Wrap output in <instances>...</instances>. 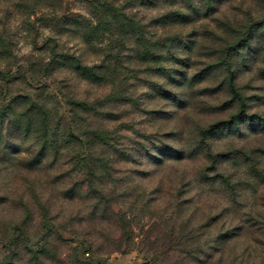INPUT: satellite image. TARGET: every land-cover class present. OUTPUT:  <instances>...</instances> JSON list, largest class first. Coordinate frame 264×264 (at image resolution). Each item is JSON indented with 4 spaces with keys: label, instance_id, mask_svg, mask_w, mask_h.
<instances>
[{
    "label": "rangeland",
    "instance_id": "obj_1",
    "mask_svg": "<svg viewBox=\"0 0 264 264\" xmlns=\"http://www.w3.org/2000/svg\"><path fill=\"white\" fill-rule=\"evenodd\" d=\"M32 1L25 0L30 8H21L16 1H0V42L4 43L0 46V103L10 97H23L46 104L51 132L60 145H65L77 157L79 166L72 185L81 184L87 189L91 176L89 166H96L90 155L98 158L104 150L97 136L103 130L118 131L127 146L130 139L126 136L131 133L125 130L126 125L154 135L148 146L150 152L159 156L154 148L162 144L159 139L182 149L191 148L200 128L206 129L234 113L235 106L229 107L233 103L228 102L235 101L234 94L244 99L247 112L264 118V0H223L215 12L196 17L190 25H179L163 16L164 12L176 10L181 0H54V3L42 0L31 7L35 2ZM101 1H108L120 10L121 18L125 14L143 24L144 35L150 41L177 31L192 32L190 60L183 69L190 75L202 70L203 73L191 82L190 77L185 80L178 75L180 84H166L165 97L137 80H130L126 87L136 100L132 106L106 97L112 89L110 83L91 84L66 68L52 66L49 49L52 46H57L56 51L80 58L83 64L92 65L106 60L109 51H117L118 42H122L124 65H131L135 71L146 70V64L129 61L134 42L122 41L114 27L106 26L108 30L90 45L58 22L61 16L74 15L96 24L93 5ZM249 29L259 38L254 39L253 49L247 52V61L233 50L228 51L236 74L230 85L224 81L226 72L218 59L225 54L228 43L243 42ZM146 73L147 70L139 73V77L149 78ZM151 77L155 82L164 83L156 75ZM117 80L115 87L119 84ZM232 89L234 92L230 94ZM72 99L93 104L95 109L90 112L77 109L79 117L75 118ZM242 127L238 134L208 138L211 147L206 156L201 153L183 161L172 159L160 164L144 152L135 153L131 162H116L118 168L128 171L114 177L121 179L93 184L124 220L121 231L114 228L99 231L91 223L85 231L84 224L78 222L84 211L77 220L63 217L67 208L76 211L81 203L79 208L83 210L95 200L87 198V201L83 196L76 200L78 205L73 202L67 206L53 199L51 187L49 192L40 189L43 201L53 209L50 217L54 220L44 227L43 221L36 219L28 238L24 239L11 229L0 231V260L12 254L15 240H24L32 249L47 245L52 258L46 259L45 264H186L185 252L191 246L177 241L178 227L213 217L211 233L229 222L234 233L239 226L243 227V234L228 243L227 253L237 249L242 254L246 249L245 263L264 264V231L258 224L240 222L246 212L256 219L264 218V182L260 181L264 175L262 179L254 175V171L264 169V155L252 151L258 148L263 152L264 130H251L246 124ZM205 168H208L204 174L206 184H201L196 178ZM216 168L222 176L212 185L209 179ZM63 185L56 187L60 190ZM12 217L11 212L6 218ZM83 232L90 233L95 244L86 243ZM113 244L121 246L114 248ZM98 245L109 247L98 248Z\"/></svg>",
    "mask_w": 264,
    "mask_h": 264
},
{
    "label": "trees",
    "instance_id": "obj_2",
    "mask_svg": "<svg viewBox=\"0 0 264 264\" xmlns=\"http://www.w3.org/2000/svg\"><path fill=\"white\" fill-rule=\"evenodd\" d=\"M0 1H16L21 8H28L29 6L25 0ZM33 1L31 7L38 3L37 1L42 0ZM48 1L54 3V0ZM192 1H178L179 5L177 6L179 7L171 13L166 14L164 12V18L169 21H176L175 23L179 25H190L196 20V17L215 12L217 5L223 2V0H200L202 3L199 2L196 5ZM93 8L96 9L93 15L96 18V24L74 15L61 16L58 22L67 25L68 28L82 36L86 44L90 45L106 31V26L114 27L115 31L121 35L122 41L130 39L134 42L131 45L132 57L129 58V61L146 64L145 69L148 71L146 76L148 75L149 78L139 77V73L146 72V70L135 71L131 65H124V45L122 42H118L117 51H109L106 60L100 64L92 65L83 64L80 58L56 51L57 46H52L49 48L52 66L66 68L71 74L79 76L91 84L110 83L112 89L106 97L113 98V101L126 102L132 106L136 105V100L129 94L128 87H126L130 80H137L155 94L157 93L158 96L165 97L168 92L166 84H180L177 80L178 75L181 74L185 80L190 77L189 81L191 82L203 73L202 70L190 75L185 73L183 69L190 60L192 32L177 31L172 35L158 37L155 41H150L144 35L143 24L132 16L126 17L125 14H123L124 18H121L120 10L113 7L110 2L101 1L93 5ZM247 32L248 36L243 39L244 43L241 40L228 43L225 48L226 51L224 49L225 54L223 53L218 59V63L226 72L224 81L230 85H233L236 74L232 67L233 60L228 51L233 50L234 54L241 55L243 61H247V52L253 49L254 39L259 38L254 35L255 33L251 29ZM3 44L0 42V46ZM129 61L126 62L129 63ZM152 74L162 78L164 83L153 81L151 79ZM116 79H118V87L113 85ZM232 92H234L233 89L230 94ZM234 97L235 101L233 99L228 101L233 104H227L230 105L229 107L235 106L236 111L226 119L212 123L206 129L200 128L198 138L195 139L191 148L182 149L159 139L162 144L160 146L155 145L154 148L160 157L150 152L148 146V143L152 144L154 135L140 132L138 129L126 125L125 130L131 133V136L124 135L130 139V144L127 146L124 144L121 133L116 130H103L97 136L104 150L98 158L90 155L92 163H96V166L94 168L89 166L91 176L87 189H83L81 184L72 185V177L79 166L78 162L76 163L77 157L69 153V149L65 145H60L57 137L51 132L49 128L50 116L46 104L34 103L23 97L5 99L0 103V231L5 232L11 229L19 233L20 239H24L28 238L32 224L36 219L43 221L44 227L47 226V223L52 222L54 219L50 217V214L53 209L43 201L42 194H40L43 191L49 192V187H51V195L55 194L53 199L59 203L65 202L67 206H72L73 202L82 199L83 196L86 197L87 201H89L87 198L95 200L93 203H87L86 207L83 206L85 207L83 210L79 208L83 204L78 205L76 202L78 209L74 211L72 208H67L66 216L63 217L70 221L77 220V216L84 211L78 222L84 224L85 231L90 228V223L99 231L106 228H114L115 231L124 230V220L120 217L119 212L110 208L109 204L104 201V196L93 183L98 182L103 185L121 179L114 177L121 172L126 174L128 171L118 168L116 162H131L135 153L145 152L160 164L165 160L172 159L183 161L201 153L206 156V152H209L211 147L209 140H207L210 137L218 134H238L244 124L248 125L251 130H264V118L257 113L247 112L244 99L235 94ZM71 106L75 118L79 117L77 109L85 112L95 109L93 104L74 99L71 101ZM111 134L114 136L112 137ZM178 136L181 139V133ZM135 137H140L142 141L136 140ZM89 150L91 151V148ZM252 151L254 154L264 155V150L260 152V149L254 148ZM104 152L107 154L103 155ZM206 170L208 168L201 170L197 175L196 179L201 184H206V177L204 176ZM213 172V177L209 179V184L212 185L222 176L217 168L213 169ZM254 175L256 178L262 179L264 169L254 171ZM222 181L224 182V180ZM260 181L264 182V180ZM62 183L64 187L61 186L58 190L57 187ZM11 212L14 214L13 219L6 218ZM220 214L224 215V212ZM243 216L240 219L241 223L249 225L250 221L255 225L258 224L257 226L264 231V218L256 219L249 212L243 213ZM213 219L211 217L200 223H188L187 226L183 224L178 227L175 237L177 241L191 246V249L185 252L186 264H211L212 261L214 264H253L252 262L245 263L243 257L246 249L242 254L237 249H232L233 254L227 253L228 243L233 238H239L243 234V227L239 226L237 233H234V229H231L232 223L227 222L229 225H224L222 229L211 233L209 228L213 224V222L211 223ZM83 235L86 236L84 239L86 243L90 246L95 244V241H91L93 236L90 233L83 232ZM23 242L15 240L12 254L4 260H0V264H45L46 259H49L51 254L47 245L32 249L30 244ZM100 246L106 247V249L109 247L108 245H98L97 247ZM113 246L120 248L121 245L113 244Z\"/></svg>",
    "mask_w": 264,
    "mask_h": 264
}]
</instances>
